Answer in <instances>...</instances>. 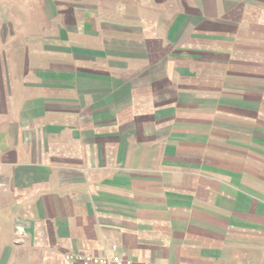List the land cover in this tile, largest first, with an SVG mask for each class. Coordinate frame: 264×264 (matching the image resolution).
Instances as JSON below:
<instances>
[{"label":"crops","instance_id":"0c3cea01","mask_svg":"<svg viewBox=\"0 0 264 264\" xmlns=\"http://www.w3.org/2000/svg\"><path fill=\"white\" fill-rule=\"evenodd\" d=\"M114 244L264 264V0H0V264Z\"/></svg>","mask_w":264,"mask_h":264},{"label":"built area","instance_id":"2783aa9c","mask_svg":"<svg viewBox=\"0 0 264 264\" xmlns=\"http://www.w3.org/2000/svg\"><path fill=\"white\" fill-rule=\"evenodd\" d=\"M66 259L70 264H135L126 252L119 250L117 244L112 245L110 250L102 253L69 252L66 254ZM143 264L150 263L144 262Z\"/></svg>","mask_w":264,"mask_h":264}]
</instances>
